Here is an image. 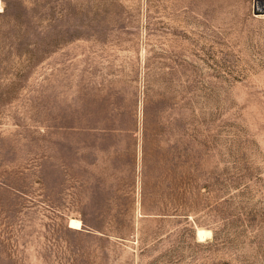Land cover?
Segmentation results:
<instances>
[{
  "label": "rangeland",
  "instance_id": "1",
  "mask_svg": "<svg viewBox=\"0 0 264 264\" xmlns=\"http://www.w3.org/2000/svg\"><path fill=\"white\" fill-rule=\"evenodd\" d=\"M0 7V264H264V0Z\"/></svg>",
  "mask_w": 264,
  "mask_h": 264
},
{
  "label": "bare ground",
  "instance_id": "2",
  "mask_svg": "<svg viewBox=\"0 0 264 264\" xmlns=\"http://www.w3.org/2000/svg\"><path fill=\"white\" fill-rule=\"evenodd\" d=\"M262 1V0H259ZM263 7V6H262ZM1 8V7H0ZM258 8L260 9V4L258 5ZM68 227L70 229H74V230H81L82 229V223L79 220H75V219H71L68 222ZM196 235H197V239L199 241H202L203 239H205L204 237H208L210 238L211 233L208 230H204V229H197L196 231ZM206 237V238H207ZM206 240V239H205Z\"/></svg>",
  "mask_w": 264,
  "mask_h": 264
}]
</instances>
